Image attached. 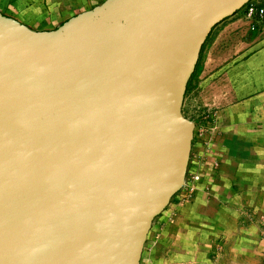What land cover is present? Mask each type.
Masks as SVG:
<instances>
[{
  "label": "water",
  "instance_id": "obj_1",
  "mask_svg": "<svg viewBox=\"0 0 264 264\" xmlns=\"http://www.w3.org/2000/svg\"><path fill=\"white\" fill-rule=\"evenodd\" d=\"M249 1L107 0L40 36L0 15V264H139L201 47Z\"/></svg>",
  "mask_w": 264,
  "mask_h": 264
},
{
  "label": "crops",
  "instance_id": "obj_2",
  "mask_svg": "<svg viewBox=\"0 0 264 264\" xmlns=\"http://www.w3.org/2000/svg\"><path fill=\"white\" fill-rule=\"evenodd\" d=\"M90 8L81 0H0V15L34 36ZM191 88L209 128L191 142L187 170L200 179L188 199L177 192L153 219L139 264H264L257 222L264 214V21L248 20L242 8L218 23Z\"/></svg>",
  "mask_w": 264,
  "mask_h": 264
},
{
  "label": "built area",
  "instance_id": "obj_3",
  "mask_svg": "<svg viewBox=\"0 0 264 264\" xmlns=\"http://www.w3.org/2000/svg\"><path fill=\"white\" fill-rule=\"evenodd\" d=\"M245 8V17L248 20H254V19H259L264 21V4H259L258 2H255L253 0H250ZM254 26L251 24V29H253ZM208 127L207 126H202L198 130L199 135L203 134H208ZM204 144L206 147L209 146V143L211 139L209 137L203 138ZM218 161L215 159L210 160V167L215 170L218 168ZM200 179V173L193 171V170H187L186 176L183 182V185L181 189L178 191L181 193V200L188 199L194 192L195 190V184L199 181Z\"/></svg>",
  "mask_w": 264,
  "mask_h": 264
},
{
  "label": "rangeland",
  "instance_id": "obj_4",
  "mask_svg": "<svg viewBox=\"0 0 264 264\" xmlns=\"http://www.w3.org/2000/svg\"><path fill=\"white\" fill-rule=\"evenodd\" d=\"M68 1H71V0H68ZM81 1H85L87 3L89 2V6L91 8L87 9L86 11H90L93 8H95L96 6L104 3L107 0H81ZM86 11H84V12H86ZM81 13H83V12H81ZM191 86H192V84H191ZM182 113L187 119L194 122V130H193V138H194L195 134H198V130L201 127V123H200L201 121L199 120L201 112H200V109L197 108V103H196V100L194 99V94L192 92L191 87H190V89H188V91L184 95L183 104H182ZM257 222H258L259 226L264 230V214H262L257 219Z\"/></svg>",
  "mask_w": 264,
  "mask_h": 264
},
{
  "label": "trees",
  "instance_id": "obj_5",
  "mask_svg": "<svg viewBox=\"0 0 264 264\" xmlns=\"http://www.w3.org/2000/svg\"><path fill=\"white\" fill-rule=\"evenodd\" d=\"M247 3H248V2H247ZM247 3H246V4H247ZM246 4H245L242 8H244V7L246 6ZM242 8H241V9H242ZM215 26H216V25H215ZM215 26H214V27H215ZM214 27L211 29L210 33H209L208 36L206 37V40H205V42L203 43V45H202V47H201L200 54H199V58H198V61H197V63H196L195 69H194V71L192 72V74H191V76H190V78H189V80H188V82H187V86H186L185 94H186V92L188 91V89H190V87H191L192 80H193V78H194V76H195V74H196L197 68H198V64H199V60H200V57H201L202 51H203V49H204L206 43L208 42V40H209V38H210V36H211V34H212V31H213Z\"/></svg>",
  "mask_w": 264,
  "mask_h": 264
}]
</instances>
